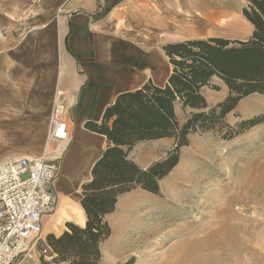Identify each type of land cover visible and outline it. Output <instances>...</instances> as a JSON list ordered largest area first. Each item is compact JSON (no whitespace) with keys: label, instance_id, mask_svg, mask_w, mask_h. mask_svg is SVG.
I'll list each match as a JSON object with an SVG mask.
<instances>
[{"label":"crops","instance_id":"crops-1","mask_svg":"<svg viewBox=\"0 0 264 264\" xmlns=\"http://www.w3.org/2000/svg\"><path fill=\"white\" fill-rule=\"evenodd\" d=\"M242 6V0H0V15L26 20L27 34L21 40V56L0 58V166L20 156L39 158L48 153V141L45 137L38 141L33 132L50 120L56 104L64 107L70 126V140L58 156L59 171L52 183L55 212L42 222L46 233L58 236L67 229L66 222L85 225L81 186L91 178L94 162L108 145L106 136L86 123H100L119 93L148 81L157 86L167 83L172 65L164 44L208 37L246 40L252 25L242 15ZM44 49L49 55H41ZM29 51L32 55H25ZM214 81L216 88L211 85ZM200 92L212 106L228 88L213 76ZM190 111L174 105L180 123ZM172 144L171 137L140 140L127 157L146 168L163 158ZM178 163L158 180L159 191ZM141 192L155 194L134 187L119 194L114 209L105 214L110 235L100 243L98 264L128 260L135 264L130 251L141 241V218L131 215L136 202L130 198ZM52 257L49 251L43 262L72 264L53 262ZM41 262L33 257L19 264Z\"/></svg>","mask_w":264,"mask_h":264},{"label":"trees","instance_id":"trees-1","mask_svg":"<svg viewBox=\"0 0 264 264\" xmlns=\"http://www.w3.org/2000/svg\"><path fill=\"white\" fill-rule=\"evenodd\" d=\"M242 15L252 25L246 40L208 37L164 44L162 49L172 65L167 83L157 86L148 81L119 93L105 108L100 123H86L104 134L108 145L94 162L91 178L81 186L85 225L66 222L67 229L61 234L47 233L45 237L53 262L98 264L100 243L110 235L104 216L114 209L118 195L137 186L158 194V180L178 163L180 148L188 145L189 134L214 130L221 138L230 139L264 117L235 125L225 119L243 97L264 95V0H246ZM213 76L224 82L228 93L208 106L200 87L208 85ZM176 102L191 108L182 123L174 112ZM160 137L173 139L163 158L146 168L128 159L127 153L136 142ZM40 258L41 264H50L43 262L44 256Z\"/></svg>","mask_w":264,"mask_h":264},{"label":"rangeland","instance_id":"rangeland-1","mask_svg":"<svg viewBox=\"0 0 264 264\" xmlns=\"http://www.w3.org/2000/svg\"><path fill=\"white\" fill-rule=\"evenodd\" d=\"M25 30L20 16L0 15V58L22 55ZM261 116L264 95L252 93L225 119L235 125ZM49 127L50 120L33 134L52 148ZM137 195L130 198L131 215L141 218V241L130 251L135 264H264V117L230 139L214 130L192 133L159 193Z\"/></svg>","mask_w":264,"mask_h":264},{"label":"built area","instance_id":"built-area-1","mask_svg":"<svg viewBox=\"0 0 264 264\" xmlns=\"http://www.w3.org/2000/svg\"><path fill=\"white\" fill-rule=\"evenodd\" d=\"M48 139L70 140L62 104L54 106ZM58 156H20L0 166V264H19L23 258L47 255L42 235L45 216L55 210L52 183L58 175Z\"/></svg>","mask_w":264,"mask_h":264},{"label":"bare ground","instance_id":"bare-ground-1","mask_svg":"<svg viewBox=\"0 0 264 264\" xmlns=\"http://www.w3.org/2000/svg\"><path fill=\"white\" fill-rule=\"evenodd\" d=\"M64 145H65V142H59V143H57L54 147H52V148H50V147H48L47 148V154H45V155H47V156H51V157H54V156H61V151L63 150V147H64ZM52 146V145H51ZM61 205V204H60ZM58 208V210H59V206L57 207ZM63 209V208H62ZM74 211H75V209H73ZM65 211V210H64ZM76 217H77V215H75ZM151 233H152V231H151ZM148 234V233H147Z\"/></svg>","mask_w":264,"mask_h":264}]
</instances>
